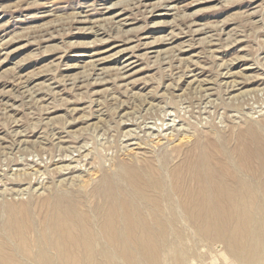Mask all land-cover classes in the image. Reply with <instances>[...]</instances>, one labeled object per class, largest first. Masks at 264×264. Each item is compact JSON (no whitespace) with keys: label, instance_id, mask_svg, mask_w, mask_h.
Listing matches in <instances>:
<instances>
[{"label":"rangeland","instance_id":"374dc122","mask_svg":"<svg viewBox=\"0 0 264 264\" xmlns=\"http://www.w3.org/2000/svg\"><path fill=\"white\" fill-rule=\"evenodd\" d=\"M250 124L264 136V0H0V264H61L50 208L64 196L89 211L131 163L177 194L173 232L113 264H264V176L260 201L227 209L252 217L204 220L173 175L200 143L236 149Z\"/></svg>","mask_w":264,"mask_h":264},{"label":"bare ground","instance_id":"6f19581e","mask_svg":"<svg viewBox=\"0 0 264 264\" xmlns=\"http://www.w3.org/2000/svg\"><path fill=\"white\" fill-rule=\"evenodd\" d=\"M261 133L256 126H248L246 134L238 137V146L234 150L226 143H211L204 148L200 143L198 153L196 152L197 157L185 158L180 167L182 171L173 173L181 184L193 188L187 198L188 207L189 205L201 207L200 219H214L225 210L229 215L230 211L227 209L230 208V204L250 205L262 199L253 188L257 179L264 176V136ZM238 155L241 162L245 159L252 163L246 166L238 165ZM153 168L148 165L139 167L136 163L121 164L115 177H106L99 187H95L92 195L101 203L91 207L89 211H79L81 207L76 205L72 198L64 196L52 204L50 208L52 224L49 229L53 239L48 240V243L60 253L63 261L61 264L68 262L113 264L111 257L119 256L118 250L134 249L138 253L140 251L145 253L154 250V247L159 249L160 246H165L158 243L159 237H168L173 232L167 218L172 209V197H177V194H173L164 175ZM162 171L165 174L166 171ZM119 182L123 184V189L117 186ZM138 191H142L143 194L132 198L131 194ZM213 193L222 202L221 205L214 202ZM200 201L207 204H200ZM239 214L241 213H232L227 218L238 219ZM243 217L247 220L252 215L246 213ZM96 218L102 219L99 226L101 228L103 224L104 228L97 229ZM11 221L17 223L14 222L16 220ZM8 223L12 230L17 231L13 228L15 225ZM100 239L104 240L109 248L112 247L106 252L99 250L96 241ZM26 241L22 242V253L30 256L27 248L29 241ZM10 259H17L18 264H24L16 252L11 254ZM33 260L34 258H27L23 261L31 263Z\"/></svg>","mask_w":264,"mask_h":264}]
</instances>
